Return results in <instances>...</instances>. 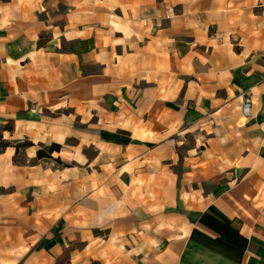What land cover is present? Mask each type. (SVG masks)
Returning <instances> with one entry per match:
<instances>
[{
	"label": "crops",
	"instance_id": "crops-1",
	"mask_svg": "<svg viewBox=\"0 0 264 264\" xmlns=\"http://www.w3.org/2000/svg\"><path fill=\"white\" fill-rule=\"evenodd\" d=\"M54 2L0 0V264H264V0Z\"/></svg>",
	"mask_w": 264,
	"mask_h": 264
},
{
	"label": "rangeland",
	"instance_id": "rangeland-1",
	"mask_svg": "<svg viewBox=\"0 0 264 264\" xmlns=\"http://www.w3.org/2000/svg\"><path fill=\"white\" fill-rule=\"evenodd\" d=\"M56 2L54 3H50L49 6L53 9L56 10V12L58 13V11H63L64 9L67 10V13H72V7H74L76 4L79 5L78 3L80 2V5L82 7H90L91 5H93V3L91 1H97L100 2L99 6H100V10L106 12L108 10L107 6H110V3L107 4L108 0H55ZM110 1V0H109ZM78 2V3H77ZM52 18H57V15L52 16Z\"/></svg>",
	"mask_w": 264,
	"mask_h": 264
},
{
	"label": "trees",
	"instance_id": "trees-1",
	"mask_svg": "<svg viewBox=\"0 0 264 264\" xmlns=\"http://www.w3.org/2000/svg\"><path fill=\"white\" fill-rule=\"evenodd\" d=\"M6 142H0V149L4 148L6 146ZM60 146L58 144H51L47 151L44 150H38L37 151V155L38 157H42V156H48L50 153H52L53 151H59ZM56 264H60L59 261Z\"/></svg>",
	"mask_w": 264,
	"mask_h": 264
},
{
	"label": "built area",
	"instance_id": "built-area-1",
	"mask_svg": "<svg viewBox=\"0 0 264 264\" xmlns=\"http://www.w3.org/2000/svg\"><path fill=\"white\" fill-rule=\"evenodd\" d=\"M249 108H250V104H249V102L247 101V102H245L244 105H243V113H244L245 115H249V114H250V110H249Z\"/></svg>",
	"mask_w": 264,
	"mask_h": 264
}]
</instances>
